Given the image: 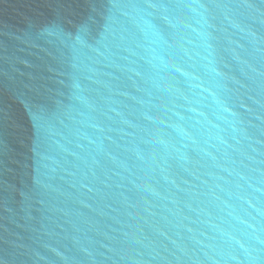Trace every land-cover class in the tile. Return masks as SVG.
I'll use <instances>...</instances> for the list:
<instances>
[{"label": "water", "instance_id": "water-1", "mask_svg": "<svg viewBox=\"0 0 264 264\" xmlns=\"http://www.w3.org/2000/svg\"><path fill=\"white\" fill-rule=\"evenodd\" d=\"M0 264H264V0H0Z\"/></svg>", "mask_w": 264, "mask_h": 264}]
</instances>
